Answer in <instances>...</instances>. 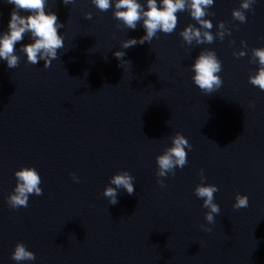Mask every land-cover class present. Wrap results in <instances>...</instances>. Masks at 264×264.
<instances>
[{
	"label": "water",
	"instance_id": "water-1",
	"mask_svg": "<svg viewBox=\"0 0 264 264\" xmlns=\"http://www.w3.org/2000/svg\"><path fill=\"white\" fill-rule=\"evenodd\" d=\"M242 2L209 7L210 31L220 22L231 29L223 40L188 45L180 33L200 25L186 10L171 34L122 49L146 34L142 21L117 28L114 3L101 11L92 0H48L46 11L64 24L59 58L48 68L28 63L25 35L18 67L0 59V264H17L19 242L36 255L21 264H264V91L249 82L259 67L252 49L264 48V0L245 10V23L232 15ZM13 9L0 0V33ZM119 50L131 64L119 66ZM204 50L222 61L223 85L210 95L192 79ZM177 132L193 146L188 163L158 178L156 158ZM23 167L38 171L43 195L12 209L7 198ZM201 169L203 183L219 188L215 224L195 195ZM121 171L135 177V194L121 189L111 205L103 192ZM237 194L248 196L247 208L233 207Z\"/></svg>",
	"mask_w": 264,
	"mask_h": 264
},
{
	"label": "clouds",
	"instance_id": "clouds-1",
	"mask_svg": "<svg viewBox=\"0 0 264 264\" xmlns=\"http://www.w3.org/2000/svg\"><path fill=\"white\" fill-rule=\"evenodd\" d=\"M8 4L14 5L11 12V18L8 25V31L0 33V59L7 62L10 69H14L20 64V56L16 54V45L23 41L25 35H30L32 43L21 44L20 52L26 53L28 63L32 65L44 61V67L51 66L52 61L58 59V50L64 47V36L59 33V29L64 24L58 20V16L53 11H46L48 0H6ZM75 0H63L65 5L74 3ZM93 4L101 11H108L113 7L114 18L121 21L117 28L126 27L135 30L142 21V26L146 34L139 39L130 38L122 42V49H129L136 45H143L145 42L151 43L153 38L157 37L159 32L171 34L178 25V11H190V15L194 18L200 27L189 24L181 33L183 40L192 45L193 41L197 45L214 42L218 36L221 40L225 35H231V29L225 26L224 22H220L219 30L215 35L210 31L213 23L209 19H205L209 7L214 4V0H146L147 8L138 0H92ZM255 0H243L239 9L233 10V18L245 23L247 17L245 10H251ZM21 13H29L22 15ZM214 15V14H213ZM86 18L91 19L92 13H86ZM244 47L246 42L242 41ZM236 56H244L246 53L241 51L234 53ZM114 56L120 61L119 66L131 64L126 60V52L123 50L116 51ZM252 62L258 63V71L249 77V82L264 91V48L252 49ZM191 70L195 73L192 77L194 84L206 93L211 94L223 85V80L218 73L222 71V61L218 59L217 54L213 50L201 51L195 62L191 65ZM192 144L180 132L172 137V146L166 148L163 154L157 159L158 178H165L171 173L176 175V169H183L187 163V151L192 149ZM201 184L195 188L197 198L203 200V207L209 209L205 214V220L208 224H215V216L220 213V206L215 202L214 194L219 191L218 186L214 184H205L203 169L200 172ZM17 180L16 187L12 194L7 198V202L12 209L20 207H28L29 196L43 195V189L40 187L42 180L38 171L34 167H23L15 172ZM73 179L79 182V177L73 174ZM135 177L128 171H121L115 174L109 186L103 192V196L109 199L111 205L118 203L120 190H126L129 195L135 194ZM157 183L165 186L164 179H158ZM249 206V198L246 195L237 194L236 203L233 207L237 210L247 208ZM207 232H211L212 228L202 224L200 226ZM17 264L24 261H34L36 255L28 250L23 242H19L15 246V250L11 257Z\"/></svg>",
	"mask_w": 264,
	"mask_h": 264
}]
</instances>
